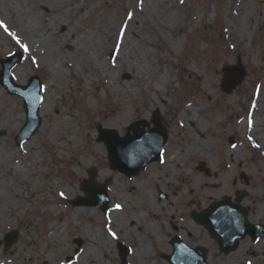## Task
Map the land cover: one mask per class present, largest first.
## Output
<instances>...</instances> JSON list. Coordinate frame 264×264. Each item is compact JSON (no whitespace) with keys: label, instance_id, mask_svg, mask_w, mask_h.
I'll return each instance as SVG.
<instances>
[{"label":"rangeland","instance_id":"1","mask_svg":"<svg viewBox=\"0 0 264 264\" xmlns=\"http://www.w3.org/2000/svg\"><path fill=\"white\" fill-rule=\"evenodd\" d=\"M67 2L66 8L61 9L65 13L63 22L50 25L54 32L53 41L58 44V51L64 54L63 57L73 59L74 46L66 40V34L69 32L78 34L88 26H96L98 30L95 28L92 31L103 44L100 51L105 61V71L98 77L88 79L86 67L77 71L72 67L74 63H71L68 65L70 68L63 66L65 70L63 82L51 83L52 77L46 73L45 67L39 63L33 65L21 46L15 44L10 37H5L9 51L3 54L0 52V60L16 51L23 55V60L11 69L15 82L25 85L28 79L36 74L45 86L42 105L47 101L48 95L53 98L47 113L43 114L42 105L40 107L41 126L50 130L57 128L54 121L57 118L56 110L61 112L62 117L67 118L68 124L58 129V138L55 140L45 135V142L43 140L30 142L40 126L33 137L26 141L32 145L27 147L29 143L25 142L17 146L15 137L26 122L24 102L22 97L8 93L4 87L0 88V158L3 159V165L0 164V211L7 205L22 213L20 220L14 221L0 233V241L3 243L7 232L12 229L19 230V240L8 253L4 245H0V264H77L78 256L90 239L88 230L99 233L103 240L108 241L104 248L99 246L101 251L103 250L100 257L104 264L122 263L119 254L120 243L131 247V252L127 256L129 264H170L163 253L167 255L171 253L170 242L176 235H181L185 241L193 245L205 243L209 249L211 264L249 262L264 264L263 238L257 242H252L249 238L244 239L239 249L226 254L227 259L217 248L216 241L210 239L206 229L198 226L190 218L193 209L196 211L204 206L208 208L212 203L227 196L226 194L218 196L222 193L230 194L232 196L230 197L235 199L232 194L239 189L246 194L244 197L241 193L242 205H250L252 208L247 218L252 222H264L262 157L256 149L244 144L243 132L248 126L245 124L241 125L240 129L236 128L247 116L253 94L260 87L264 90V0H245L243 7L252 9L251 18L243 21L242 28L239 26L236 39L232 38L233 33L228 22L231 21V17L227 14L230 7H234L235 0H184L183 3L181 0H147V3L146 0L144 3H141V0H67ZM42 11L50 12L48 15L53 17L60 10L50 11V8L45 6ZM136 29L144 38L145 48L150 51L148 60L152 61L151 68L158 71L157 75L167 73L170 75L159 85L146 82L145 79L134 75L128 66L116 61L118 49L113 43L115 38H118V42L123 40V36L118 37V33L127 30L126 48L134 42L131 31ZM240 49L242 56L237 55ZM222 59L233 63L240 60L247 72L243 83L230 94L223 92L220 86V80L223 79ZM186 61H190L193 69L203 77L207 76V70L211 65L217 67L220 73L214 81H205L207 94L205 98L200 96L196 103L199 104L196 105L199 108L198 119H208V124L202 132L208 135L210 141L204 161L205 167L210 169V175L197 168L201 160L198 155H183L181 162L169 158L168 150L172 151L187 142V133L190 130L186 124L184 127L179 126L174 112L182 104L184 107L191 105L190 94L193 95L194 87L190 83L191 77L184 72L183 64ZM81 63L83 66L82 60ZM77 67L80 68V65L77 64ZM20 68L24 69L23 75L16 76L15 73ZM178 76L183 77L185 85H180ZM111 81L115 91L110 84ZM158 88L164 90L168 103L161 101L162 92H159ZM195 97L194 94L192 98ZM156 111L168 136L163 147V160L149 164L144 171L132 178L112 169L108 161L107 147L103 141L98 140L100 128L115 129L120 136H125L128 132L133 133L129 127L136 121L140 122L141 128L144 127L143 121L149 125L148 127L154 128ZM122 112L125 113V117L118 118ZM7 115L17 117V122L7 124L6 120L10 118ZM193 125L198 128V121ZM76 133L77 139H74L73 135ZM231 135L235 137L236 147H231L229 142ZM90 137L102 147L107 165L103 175L98 172L94 159L87 157V140ZM51 143L58 154L56 162L51 153ZM228 148L231 149L230 157L225 152ZM236 148H240L239 151H236ZM3 150L11 152L10 156L4 159ZM34 150L44 155L42 162L38 163L44 170L42 174L32 173L24 177L23 181L21 177L9 178L3 167L19 161L25 154H31ZM73 156L86 162L78 167L77 176H72L68 170ZM89 169L95 170L98 182L109 180L107 193L110 203L115 205L121 201L118 194H125L129 199V203L127 202L129 205L125 207L128 211L127 215L125 214V225L113 220L112 213L119 211L116 207L107 214L95 206L72 205V199L79 195L84 196L81 186L83 181L89 178ZM182 169H186L184 172L188 180L186 182L179 175ZM242 173L250 178L248 184L240 176ZM20 182L27 186L39 182L42 187L37 191L36 198H30L27 189L21 186ZM114 184L117 185L116 190L112 187ZM64 185L68 191L62 202H65L67 211L56 216V209L64 205L58 195ZM142 189L150 191L146 198L144 191L142 195ZM220 189L223 191L218 192ZM159 190L167 193L168 197L160 201ZM41 195L52 206L59 203L55 205L56 209H50L46 213L54 215V219L68 216L67 224L62 226V243L57 247L47 245L44 239L46 233L43 227L48 214L33 210V206L36 205L47 207L48 202H43ZM141 198L144 202L149 199L151 212L157 213L158 220L153 219L157 221L155 228L146 223L152 218L147 213L142 212L141 215L139 212ZM212 198L215 199L210 202ZM27 199L28 201H25ZM24 201L25 207L29 208L27 213L22 211L20 205ZM78 209L81 210L80 214ZM109 230L115 232L118 239H114ZM79 239L82 241L81 245ZM141 241H145L144 244L149 247L148 253L143 255L137 254L136 250ZM101 243L104 244V241ZM34 244L38 248L32 252V259L20 263L26 257L23 250L26 246ZM160 244L167 250L159 248ZM69 256H72L71 261L67 260ZM224 257L227 263L226 260L225 263L222 262Z\"/></svg>","mask_w":264,"mask_h":264},{"label":"bare ground","instance_id":"2","mask_svg":"<svg viewBox=\"0 0 264 264\" xmlns=\"http://www.w3.org/2000/svg\"><path fill=\"white\" fill-rule=\"evenodd\" d=\"M241 4L239 5V0H235L234 7H230V9L227 11V14L231 17L230 22V28L232 30V38L236 39L238 38L239 33V26L241 28L243 27V21L249 20L251 18L252 9L248 7V9H244L245 0H240ZM145 0L142 2L144 3ZM67 0H0V20L4 22V24L7 25L8 29L16 34V37H19L22 44H27L29 51L25 52L22 48V50L27 53L28 59L32 62L33 65L40 64L41 66L45 67L46 73L51 75V83L55 82H63L65 77V70L63 66H67L71 63H74L73 68L77 71H81L83 67H86L87 69V75L88 79L93 78L94 76L98 77L102 72L105 71V61L103 58V55H101V47L103 44L102 42H99V38L97 37V34L93 32L96 26H88L87 28H84L81 30L78 34L75 32L71 33L69 32L66 34V40L73 44L74 46V52H73V59L63 57L64 54L60 53L57 49V43L53 41V30L51 29V24L56 22H63L65 18V13L61 9H65L67 6ZM147 3V0H146ZM248 2L246 3L247 6ZM48 6L51 10H57L59 11L56 16L50 17L48 14L50 12H43L42 8ZM244 16V17H243ZM98 30V28H97ZM127 32V30H126ZM124 31H120L118 33V37L121 36V33H123V40L122 42H118V38H115L114 47L118 49V52L116 54L117 59L116 61L119 62L121 65L128 66L131 71L134 72V75L145 79L148 83H156L160 84V82H165L167 78L170 76L167 74H160L157 75L158 71L153 70L151 68V62L149 59L150 51L145 48L144 46V38L142 35L138 32V30L131 31L133 33V39L134 42H132L130 45H128L126 48L128 36L127 33ZM10 37L15 44L21 46L16 42V37H13L8 34V32H5L2 27H0V52L3 54V52H8V43L5 41V37ZM136 42V43H135ZM111 43V44H112ZM112 44V47H113ZM125 44V45H123ZM125 48V49H124ZM237 55L242 56V50L237 51ZM86 58L87 60H85ZM81 60L84 62V65L82 66ZM223 63L225 64H232L233 62L226 61L224 59ZM198 61V60H197ZM209 63V62H208ZM77 64L80 65V68L77 67ZM70 68V67H68ZM184 72L186 75L191 77L192 86L194 87L193 95L190 94V100L191 105L184 107V104L182 106L177 107L174 112L176 113V118L178 120L179 126L186 124L190 127V130L188 131V141L185 142L183 145H180L179 147L175 148L174 150H168L170 153L171 160L173 161H180L181 157L183 155H198V157L201 158L202 161H205V152L209 149V140L208 135L204 134L202 132L203 128L208 124V119L199 118V108L197 107L198 101L200 100V96L202 98H205L207 91H206V85L205 81L208 82L214 81L219 75V69L217 67L211 65L208 68L207 76L203 77L201 73L196 72L193 69V65L190 63V61H186L183 64ZM23 68L17 69L15 75H23ZM180 85H185L184 79L182 76H178ZM50 83V84H51ZM111 86H113V82H110ZM113 89L115 91V88L113 86ZM159 92H162L160 94V99L162 102L168 103L169 100L164 94V90L162 88H158ZM196 95L195 98H192ZM53 98L48 95L47 101H44L42 105L43 114L47 113L48 110H50V106L53 102ZM252 105H251V114L250 117L246 116L243 118L242 122L237 124L236 128L240 129L241 125L248 124L249 121H251V127L249 126L248 129L243 132L244 133V144L250 145L252 148L256 149L260 156L262 157L261 165L264 167V90L260 87L256 94H253L252 96ZM197 105V106H196ZM179 111V113H178ZM182 112V113H181ZM181 113V114H180ZM8 116V115H7ZM5 116V117H7ZM56 116L57 118L54 120L55 125L57 128L48 129L45 128V126H41L37 134L34 135L33 141L37 140H43L45 142V135H48L51 140H55L58 138V129H62L65 125L68 124V120L66 117H62L61 112L59 110H56ZM6 121L7 124H12L11 122L16 121L17 117L15 116H8ZM23 116L21 115V118ZM125 117V113L122 112L121 115L118 118ZM198 119V120H197ZM115 121V119H114ZM195 121H198V128L193 125ZM192 125V126H191ZM17 126V125H15ZM77 133L73 135L74 139H77ZM88 150H86L87 157L94 159L95 166L99 169L98 172L103 175L105 169H106V161L104 159V153L102 150V147L98 145L95 140H93V137L88 138ZM30 142L27 145V147L31 144ZM32 145V144H31ZM51 153L53 154V160L56 162L58 154L56 153L55 148H53V144L51 143ZM240 148H236V151H239ZM226 155L230 157L231 149H227ZM11 152L9 151H2V157L5 159L8 156H10ZM32 154V155H31ZM31 154H25L24 157H22L19 161H16L12 164H8L4 166L3 171L8 174L9 178H16L21 177L22 181L24 180V177L27 175H32V173L42 174L44 171L38 166L39 162H42L44 159V155L37 150H34ZM26 161V162H25ZM71 165L68 168L72 176L79 175L78 167H81L82 164L86 162L80 161L76 156L72 157ZM0 164L3 165V159L0 158ZM57 171H59L58 168H56ZM67 170V167L65 168ZM186 169H182L179 172L180 177L186 182L188 181L184 176V172ZM188 176V175H187ZM194 179H196L194 177ZM156 180V179H153ZM21 186H24V188L28 191V196L30 198H36L37 191L42 187V185L39 182H35L32 185L27 186L23 182H20ZM218 184H214V186H217ZM115 190L117 189V185L112 186ZM68 188L66 185L60 190L59 197L63 201L65 197L67 196ZM142 195L144 191V197L146 198V195L148 196V192L146 190L142 189ZM223 191V189L218 192ZM60 193H64V196H61ZM40 195V194H39ZM119 197H121V201L118 203L122 205L121 208L118 210L121 212H113L112 218L113 220L117 221L120 225H125V214L127 215L128 211L125 209V207H128L129 199L125 194H118ZM40 197L43 198V202L45 201V197L41 195ZM25 201H28L25 200ZM25 201L21 202L20 205L22 206V211L24 213H27L29 208L25 207ZM47 207H39L38 205L33 206V210L40 211V212H49L50 209H56V206L50 205L51 203L49 201ZM128 202V203H127ZM139 207V212L142 215V212L145 214L147 213L150 218H152L151 221L146 222L151 227L155 228L157 226V213H153L150 210L151 201L148 199L147 202H144L141 198ZM59 209H56V216H59L63 213H65L67 206L65 205V202H63ZM143 204V205H142ZM24 205V206H23ZM154 205V204H152ZM155 206V205H154ZM16 206H14L15 208ZM152 207V206H151ZM43 208V209H42ZM147 209V210H146ZM80 214L81 210H77ZM20 213L16 208L13 209L12 206L5 205L4 208L0 211V233L8 228L10 225L13 224L14 221L20 220ZM48 214V213H46ZM54 215H47L46 220L44 223V230L46 233V236L44 239H46L47 245H55V247L59 246L62 243V235H63V227L68 222V216L65 215L62 217H59L58 219L53 218ZM154 219V220H153ZM121 221V222H120ZM120 222V223H119ZM140 222V220H139ZM90 239L86 244V247L83 249L81 254L78 256V263L77 264H104L102 261L101 253V247H105L106 243L108 241L103 240L102 236H99V233H94L90 230H88ZM31 241V240H30ZM104 241V244L101 242ZM145 241L139 242V244L136 246L137 254L143 255L144 253H148L149 247L144 244ZM38 246L34 244L26 246V249L23 250V253L26 257L22 259L20 263L29 262L30 259H32V252L36 250ZM159 248L162 250H167L166 247H163V245L160 244ZM54 252V250L52 251ZM51 253V251H50ZM49 253V254H50ZM256 254V252H254ZM107 256V254H105ZM227 257L226 254H223ZM228 259V257H227ZM227 259L224 257L223 263L228 262ZM148 264V263H143Z\"/></svg>","mask_w":264,"mask_h":264},{"label":"water","instance_id":"3","mask_svg":"<svg viewBox=\"0 0 264 264\" xmlns=\"http://www.w3.org/2000/svg\"><path fill=\"white\" fill-rule=\"evenodd\" d=\"M19 54L10 59H1L3 70L0 71V86H5L10 93L19 94L24 98L25 107L27 112V122L22 131L17 136V144L21 145L24 141L28 140L35 131L41 125V118L39 117V108L41 103L42 91L41 81L37 76L32 77L28 86L16 85L13 82L11 76V70L14 65L21 59ZM240 67L227 68L226 73L232 76L234 79L232 82L224 81V87L228 91L232 90L239 83H241L245 73L240 70ZM32 88V91L29 89ZM31 93H34L31 95ZM156 112L155 115V128L154 131L160 133L158 144L155 150L151 153L148 152L152 146V141L147 139V136L152 133L147 129L142 131L139 127L140 123L133 124L130 128L133 130V134H128L126 138H120L116 131L101 130V136L99 140L105 141L109 150L110 161L112 167L125 172L128 176L138 174L142 169H145L147 163L160 159V153L163 144L167 139V132L161 126V118ZM146 148L147 151H146ZM90 180L85 182L83 190L89 194V197L80 198L76 201V205H98L104 211L111 208L108 203L107 187L108 183L104 185H97L95 181V172L89 171ZM99 186V187H98ZM229 201H224L219 205L212 208L206 215H204V222H207L212 234L215 235L220 241L222 248L226 251L233 249L237 246V239L244 237L247 233H250L256 240L261 236H264V225H251L245 223L244 218L246 216L239 208H231ZM236 216L238 218H236ZM18 240V231L13 230L8 233L5 238L6 250H9L14 242ZM178 239L173 240L174 252L170 256V260L173 264H195L197 261L195 256L191 254V250L186 249ZM195 252V251H194ZM120 253L122 256V264H128L126 256L129 253V249L121 246Z\"/></svg>","mask_w":264,"mask_h":264},{"label":"snow or ice","instance_id":"4","mask_svg":"<svg viewBox=\"0 0 264 264\" xmlns=\"http://www.w3.org/2000/svg\"><path fill=\"white\" fill-rule=\"evenodd\" d=\"M142 2H143V0H141V3H142ZM183 2H184V0H181V3H183ZM129 19H131V14L129 15ZM0 27H2V28L4 29L5 32H8L9 35H11V36H13V37H16V34L13 33V32H11V31L8 29L7 25L4 24V22H3L2 20H0ZM122 35H123V33H121V36H122ZM16 42H17L18 44L21 45V47L23 48V50H24L25 52L29 51L27 44H22L21 41H20V39H19V37H16ZM249 126L251 127V121H249ZM60 195H61V196H64V193H60ZM121 207H122V205H120V204H117V205H116V208H117V209H119V208H121ZM109 231H110L111 236H112L114 239H118V237H117V235H116L115 232H111V230H109ZM249 264H251V262H249Z\"/></svg>","mask_w":264,"mask_h":264},{"label":"flooded vegetation","instance_id":"5","mask_svg":"<svg viewBox=\"0 0 264 264\" xmlns=\"http://www.w3.org/2000/svg\"><path fill=\"white\" fill-rule=\"evenodd\" d=\"M206 252H207V256H208L207 258H208V260H209V252H208V251H206Z\"/></svg>","mask_w":264,"mask_h":264}]
</instances>
